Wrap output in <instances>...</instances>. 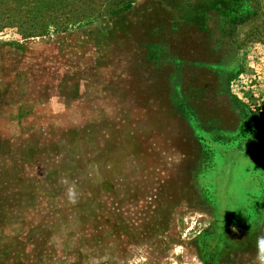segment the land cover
Listing matches in <instances>:
<instances>
[{
  "label": "rangeland",
  "instance_id": "1",
  "mask_svg": "<svg viewBox=\"0 0 264 264\" xmlns=\"http://www.w3.org/2000/svg\"><path fill=\"white\" fill-rule=\"evenodd\" d=\"M260 235L264 0H0V264H256Z\"/></svg>",
  "mask_w": 264,
  "mask_h": 264
},
{
  "label": "clouds",
  "instance_id": "2",
  "mask_svg": "<svg viewBox=\"0 0 264 264\" xmlns=\"http://www.w3.org/2000/svg\"><path fill=\"white\" fill-rule=\"evenodd\" d=\"M69 194L70 196L74 195V193L71 190ZM232 231L235 232L237 231V229L233 227ZM256 248H257V254L255 256V262L256 264H264V235H260L257 237Z\"/></svg>",
  "mask_w": 264,
  "mask_h": 264
}]
</instances>
